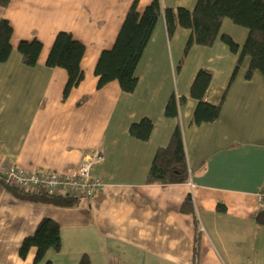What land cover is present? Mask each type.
Listing matches in <instances>:
<instances>
[{
  "label": "crops",
  "instance_id": "0c3cea01",
  "mask_svg": "<svg viewBox=\"0 0 264 264\" xmlns=\"http://www.w3.org/2000/svg\"><path fill=\"white\" fill-rule=\"evenodd\" d=\"M133 1L10 0L0 7V20L12 27L11 52L0 64V162L68 174L97 149L103 159L92 177L104 184L64 207L16 198L0 180V264H33L34 248L26 258L18 250L44 218L60 232V250L44 257L51 264H78L83 254L90 264H264V225L254 219L264 210L257 199L264 190V77L245 79L246 61L234 74L237 54L208 57L176 75L167 49L179 45L181 29L169 38L161 14L138 62L135 90L124 93L116 81L98 88L99 55L113 47ZM151 1L137 0V11ZM161 3L192 10L196 0ZM59 32L85 47L84 77L66 98V71L46 65ZM32 40L42 49L29 67L17 46ZM199 69L212 75L205 100H223L215 121L196 125L189 87ZM172 96L177 115L170 118L164 110ZM144 118L153 129L140 141L128 129ZM176 128L187 181L149 183L153 156ZM188 196L192 213H183Z\"/></svg>",
  "mask_w": 264,
  "mask_h": 264
},
{
  "label": "trees",
  "instance_id": "16d2710c",
  "mask_svg": "<svg viewBox=\"0 0 264 264\" xmlns=\"http://www.w3.org/2000/svg\"><path fill=\"white\" fill-rule=\"evenodd\" d=\"M10 0H0V7H7ZM163 14L168 37H171L176 27L189 30L188 45L211 46L224 19L231 20L235 25L247 29L245 42L238 53L234 67L235 74L246 61L245 79H250L258 72L264 77V0H196L192 10L184 7L176 9L163 8L161 0H152L142 13L137 11V0L131 4L116 41L110 50L102 51L97 60L94 75L97 77V87L116 81L124 93H132L137 85L136 68L138 62L152 36L159 16ZM12 27L8 20H0V64L4 63L11 52L10 38ZM221 39L230 50L237 53L236 45L229 36L221 35ZM42 44L38 40L20 41L17 50L22 56L23 63L29 67L36 65ZM85 47L74 40L66 32L57 33L52 48L46 60L48 67H60L67 73V82L63 91L66 98L69 91L78 85L84 74L80 63ZM212 75L206 69H199L190 84L189 97L197 104L193 112L192 122L196 125L215 121L220 113L222 100L209 103L205 96L211 87ZM164 115L176 117L177 104L175 97L168 100ZM152 122L144 118L129 126V134L140 141H147L151 135ZM149 183L169 184L187 181V167L180 130L176 128L167 146L156 150L147 174ZM16 198L47 203L56 206H71L75 197L66 195L49 196L32 194L9 188ZM217 210L224 211L223 205ZM183 213H192L190 196L182 204ZM259 225H264V210L254 217ZM61 239L58 225L48 219H42L35 232L21 242L18 253L26 258L31 248L35 249L33 264H51L44 257L49 250L59 251ZM78 264H90L87 254H83Z\"/></svg>",
  "mask_w": 264,
  "mask_h": 264
},
{
  "label": "built area",
  "instance_id": "2783aa9c",
  "mask_svg": "<svg viewBox=\"0 0 264 264\" xmlns=\"http://www.w3.org/2000/svg\"><path fill=\"white\" fill-rule=\"evenodd\" d=\"M102 159L100 150L88 152L84 154L77 168L68 174L39 169L26 170L0 162V180L9 188L32 194L92 198L104 186L99 178L92 177L94 166ZM257 199L259 202L264 201V190L258 192Z\"/></svg>",
  "mask_w": 264,
  "mask_h": 264
},
{
  "label": "rangeland",
  "instance_id": "374dc122",
  "mask_svg": "<svg viewBox=\"0 0 264 264\" xmlns=\"http://www.w3.org/2000/svg\"><path fill=\"white\" fill-rule=\"evenodd\" d=\"M177 29H181L180 31L182 34L180 37L179 45L177 47L175 46V49L171 48V52L169 49H167V54L170 55V57L172 55L174 56L175 66H176V72H175L176 75L178 74L177 70H180L182 72L184 70L186 71L187 69H191L193 65L196 66V63L198 62L205 64L208 57H213L215 55L230 54L236 57V54H237V59H238V53L240 52L245 42V39L247 37V34H248L247 29L240 27L238 25H235L229 19H224L222 21L220 31L214 43L211 46H200L197 44L188 45L187 41H188L189 33L187 35L185 31L186 29H183L181 27H176L171 38L176 34ZM221 35L229 36L231 40L236 45H238L237 53L230 50L229 46L226 43H224V41L221 39ZM171 44L173 45L174 41H172Z\"/></svg>",
  "mask_w": 264,
  "mask_h": 264
}]
</instances>
